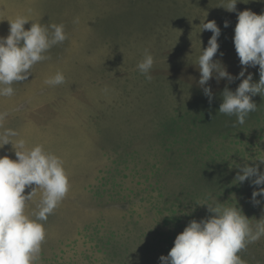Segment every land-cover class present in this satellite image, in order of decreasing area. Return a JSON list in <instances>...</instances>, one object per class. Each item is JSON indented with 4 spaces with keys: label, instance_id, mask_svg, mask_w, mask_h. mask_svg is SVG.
I'll return each mask as SVG.
<instances>
[{
    "label": "rangeland",
    "instance_id": "1",
    "mask_svg": "<svg viewBox=\"0 0 264 264\" xmlns=\"http://www.w3.org/2000/svg\"><path fill=\"white\" fill-rule=\"evenodd\" d=\"M225 3L0 0V36L21 15L30 20L26 30L33 22L62 23L67 34L27 80L13 85V96L0 97V111L8 113L0 131L14 129L27 148L42 145L57 155L69 179L66 197L42 222L46 239L36 264H161L191 220L212 215L199 204L224 203L237 193L221 181L229 162L246 159L264 172L255 160L264 157V98H252L258 108L244 125L218 114L224 88L235 91L248 74L258 82L259 66L232 83L210 79L211 103L198 83L195 62L213 35L201 32V20L216 21L221 35L213 59L237 77L243 70L234 46L238 13L264 14V0H238L232 12ZM146 49L154 57L151 81L137 69ZM57 72L65 82L46 85ZM5 155L16 159L11 143L0 148ZM41 195L27 203L30 217ZM172 207L176 219L167 221ZM240 253L245 264H264V242Z\"/></svg>",
    "mask_w": 264,
    "mask_h": 264
},
{
    "label": "clouds",
    "instance_id": "2",
    "mask_svg": "<svg viewBox=\"0 0 264 264\" xmlns=\"http://www.w3.org/2000/svg\"><path fill=\"white\" fill-rule=\"evenodd\" d=\"M238 0H227L222 4L226 10L236 11ZM10 23L9 34L0 36V97L15 94L13 85L31 76L33 67L46 59V53L67 39L65 26L57 23L41 24L33 22L25 29L28 20L17 16ZM201 20V32L210 30L213 35L208 46L202 48L195 66L200 72L199 86L204 95L212 102L213 92L208 82L215 77L217 82L227 79L232 83L245 76L248 67L259 66V81L254 83L252 74L242 79L235 91L224 88L222 103L218 114L236 118L234 125H244L258 105L253 97L264 98V14L250 10L238 13L235 26L234 46L243 70L239 76H232L219 60H214L220 47L218 38L221 29L216 21ZM74 23H79L76 18ZM225 27L229 22L225 21ZM153 55L146 49L142 60L137 64L138 71L148 81L152 80ZM65 82L62 72L47 78L44 83L58 86ZM107 91V90H105ZM8 113L0 111V122ZM18 132L7 128L0 131V148L11 143L16 159L5 155L0 157V264H36L40 259L41 246L46 239L44 223L54 212L69 191V179L62 160L55 154L46 152L42 145L26 147ZM264 164V157L256 158ZM239 168L233 183L251 181L254 187L251 200L254 205L261 204L257 197L264 196V172L259 164L235 165ZM35 185V187H31ZM26 187L31 191L25 195ZM42 190L38 211L33 217L26 214L29 201ZM211 198V197H210ZM211 216L202 220H191L183 232L178 234L174 247L159 259L161 264H245L239 253L249 244L264 237V217L255 226L244 215L238 205L225 206V203H205Z\"/></svg>",
    "mask_w": 264,
    "mask_h": 264
},
{
    "label": "trees",
    "instance_id": "3",
    "mask_svg": "<svg viewBox=\"0 0 264 264\" xmlns=\"http://www.w3.org/2000/svg\"><path fill=\"white\" fill-rule=\"evenodd\" d=\"M246 161H248V160L241 159L239 165H243L245 163H250V165H252V161H248V162H246ZM235 165H236V161L229 162V166L231 167V169L226 171V173H225L226 178L224 180L222 179L221 181H224L225 186H227V184L230 185L229 187H232L235 185L237 187V193L232 198H231V196L228 197V199H226L224 203L229 202V203H235V205L237 204L238 207L243 211L244 215H246L249 219H251V224L254 227L257 220H260L262 217H264V196L257 197V199L261 200V204H259V205L252 204L250 206L249 200H251L252 192L254 191L255 186H253L251 184L250 180L245 181L242 184H239L241 189H242V190H240L238 188L239 185L233 183V180L239 171V168L235 167ZM255 165H256V162L254 163V166ZM225 192H227V191H225ZM166 194H168L167 191L163 190V192H160V196L164 195V197L168 198V196H166ZM248 197H249V199H247ZM233 198H236V199H233ZM181 201L184 202L185 200H181ZM170 212H171L172 216L171 217L169 216L168 218H166L167 221H169L171 219L172 220L176 219V217H174V215L177 213L176 209L174 210V207H172V211H170ZM259 241L262 243L264 242V240H262V239H260ZM118 243H119V241L117 240V241H115V243L113 245L110 246V249L107 247L109 250L108 253H110V256L116 253V249L118 248ZM239 255L241 256V258L243 257V255L241 253H239Z\"/></svg>",
    "mask_w": 264,
    "mask_h": 264
}]
</instances>
